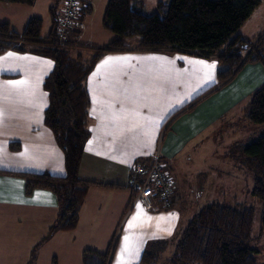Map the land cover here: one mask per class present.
<instances>
[{
    "label": "crops",
    "instance_id": "obj_1",
    "mask_svg": "<svg viewBox=\"0 0 264 264\" xmlns=\"http://www.w3.org/2000/svg\"><path fill=\"white\" fill-rule=\"evenodd\" d=\"M62 10L63 6L56 25ZM92 15L86 18L77 41L86 47H105L117 36L103 27V19L100 26L92 22ZM52 28L53 23L50 32ZM263 32L264 26L251 34L240 31L254 40ZM45 60L49 59L31 52L0 55V214L39 240L57 219L58 200L47 190L27 196L25 180L11 173L65 174L64 154L44 122L48 95L43 85L53 68ZM217 71L216 58L184 53L118 52L97 63L87 80L91 138L79 168L80 178L93 186L77 229L57 236L92 249L108 245L123 225L110 264H138L151 242L175 237L182 218L178 185H173L170 208L150 210L140 202L134 205L131 171L138 163H151L159 153L171 173L173 169L186 173L187 164L208 153L214 157L217 150L248 142L247 137L237 138L241 131L236 124L252 94L264 83V66L247 64L223 85L218 84ZM16 81L24 83L14 85ZM14 142L21 146L16 151L10 148ZM186 182L182 193L190 199L198 201L208 191L203 182ZM0 221H4L1 215ZM126 236L129 250L124 252Z\"/></svg>",
    "mask_w": 264,
    "mask_h": 264
},
{
    "label": "trees",
    "instance_id": "obj_2",
    "mask_svg": "<svg viewBox=\"0 0 264 264\" xmlns=\"http://www.w3.org/2000/svg\"><path fill=\"white\" fill-rule=\"evenodd\" d=\"M54 1L50 9L53 28L47 37L42 36L44 21L40 18L30 19L21 34L10 24L0 25V55L9 51L31 52L53 63L43 85L48 95L44 122L64 154L65 174L11 173L25 180L27 196L36 190H47L58 200L57 219L41 241L48 240L57 232L77 229L82 207L93 186L79 176L85 147L91 138V100L87 80L105 55L143 51L216 58L219 85L229 83L247 64L264 66V34L256 39L254 49L244 62L238 54L255 42L244 37L240 30L261 6L262 0H171L170 4L159 1V13L153 15L144 14L142 6L137 8V2L133 3V0H109L102 25L117 38L102 48L79 45L77 40L82 30L78 28L69 31L66 44H60L55 24L58 0ZM0 2L31 6L35 0ZM82 3L80 20L85 22L92 15L93 6L85 0ZM135 38L140 41L131 46ZM244 111L253 125L264 126V83L252 94ZM250 143L235 146L244 149L245 166L255 175L253 195L262 202L264 233V135ZM20 147L18 142L10 145L12 151ZM170 201L171 207L174 193ZM253 216V210L244 206H206L189 222L171 259L167 261L163 254L174 237L151 242L138 264H257L247 244L253 228ZM113 243L105 252L85 249L82 264H109Z\"/></svg>",
    "mask_w": 264,
    "mask_h": 264
},
{
    "label": "rangeland",
    "instance_id": "obj_3",
    "mask_svg": "<svg viewBox=\"0 0 264 264\" xmlns=\"http://www.w3.org/2000/svg\"><path fill=\"white\" fill-rule=\"evenodd\" d=\"M64 1L58 0L57 12L64 6ZM85 1L94 7L92 22L100 26L109 0ZM159 1L167 4L171 2V0H133V3L137 2V8L142 6L144 14L153 15L159 13L157 9ZM54 4V0H35L31 6L0 2V25L10 24L13 30L21 34L30 19L40 18L44 21L42 36L45 37L49 34L53 23L50 9ZM262 26H264V0H262L261 6L247 20L240 31H247L248 34H251L256 32V29L260 30ZM244 36L248 40H254L247 35ZM137 41H140L139 38H135L130 45H136ZM45 61L52 67V61ZM251 126L255 127L254 131L251 130ZM237 127L241 131L237 138L247 137L248 144L264 135V130H262L264 126H256L249 122L245 111L240 113L236 124ZM230 140H228V144L231 142ZM224 141L226 142L225 137ZM243 151V148L233 145L230 148L225 147L217 150L214 157L208 153V155L201 157L194 163L187 164L186 173H175L174 169L171 173L163 165L165 171L170 173L169 176L173 181V185H178L179 187L177 190V205L182 215L176 235L171 240L167 251L163 254L164 259L168 261L175 254L176 246L193 217L204 207L211 204H219L235 208L244 206L253 210V228L247 244L252 249L257 264H264V233L261 224L262 202L253 195L255 175L246 168ZM187 179L188 183L195 180L197 184L203 182L208 187L207 193H204L203 197L198 201L187 197V193H182V188L187 184ZM0 215L4 218V221H0V264H82L83 250L89 247H83L77 241L75 245L68 243L66 240L67 236H57L59 232L53 235L56 238L51 239L50 237L48 240L41 241L42 239L39 240L32 237V233V235H29V229L20 230L21 226L19 223L10 220L9 216L4 213ZM122 229L123 225L118 228L114 237H111L108 245L96 246L92 247V249L98 252H105L112 241H114L113 250L117 247L119 248V238L122 236ZM60 233H65L64 235H66L67 232ZM162 264L165 263L163 262Z\"/></svg>",
    "mask_w": 264,
    "mask_h": 264
},
{
    "label": "built area",
    "instance_id": "obj_4",
    "mask_svg": "<svg viewBox=\"0 0 264 264\" xmlns=\"http://www.w3.org/2000/svg\"><path fill=\"white\" fill-rule=\"evenodd\" d=\"M83 9L82 0H65L62 13L57 20L59 43L66 44L68 33L73 28L83 30L85 22L80 20ZM257 40L238 54L246 60L254 49ZM129 187L134 193V205L142 203L147 209L170 207V199L174 193L173 181L165 171L159 153L153 156V161L148 164H136L130 175Z\"/></svg>",
    "mask_w": 264,
    "mask_h": 264
},
{
    "label": "snow or ice",
    "instance_id": "obj_5",
    "mask_svg": "<svg viewBox=\"0 0 264 264\" xmlns=\"http://www.w3.org/2000/svg\"><path fill=\"white\" fill-rule=\"evenodd\" d=\"M105 63H107V61H105ZM207 67H214V66L209 65ZM13 83H14V85H21V84L24 83V81H16V82H13ZM135 218L136 217H134L133 219H135ZM129 227H132L131 223L129 224ZM124 239H125V245H124L123 251L127 252L129 250V243H128L129 242V237L126 236Z\"/></svg>",
    "mask_w": 264,
    "mask_h": 264
}]
</instances>
